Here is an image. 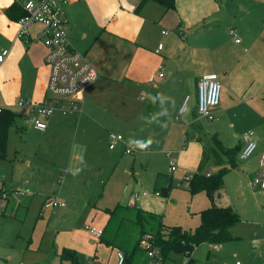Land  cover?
<instances>
[{
    "label": "crops",
    "instance_id": "crops-1",
    "mask_svg": "<svg viewBox=\"0 0 264 264\" xmlns=\"http://www.w3.org/2000/svg\"><path fill=\"white\" fill-rule=\"evenodd\" d=\"M24 1L15 0L13 4L22 7ZM140 2L68 0L65 12L69 41L86 55L97 70L98 78L83 92L79 101L82 112L68 116L56 112L49 120L48 129L57 127L71 139L84 117L99 125L101 121L115 120L133 123L147 113L152 114L153 107L162 103L173 109L169 116L172 121L174 113H179L188 98L189 109L183 115L188 129L184 131L183 149L178 158L183 156L185 169L189 167L195 171L204 146L213 145L211 136L218 137L225 147L242 149L243 133L254 131L257 141L254 154L245 160L237 155L236 167L224 176L223 185L213 201L198 215L200 217L202 210L213 205L232 208L241 220L230 229L233 239L226 248H221L236 258L233 264H264V189L251 185L253 178L264 170V0H176L175 8L170 10L155 0L139 8ZM9 7L0 8V45L10 50L6 60L0 63V107L23 112L26 121L25 109L18 108L16 103L19 100L44 102L49 76L45 64L47 50L40 35V24L30 26L26 39L18 37L19 19L9 16ZM180 28H185L184 39L180 36ZM230 28L235 29L241 39L239 43L229 34ZM160 44L163 47L157 52ZM162 70L164 75L159 77ZM211 74L222 79L224 94L214 109L212 134L207 132L206 135L197 118V83L203 76ZM138 93L140 99L145 97L142 95H148L145 106L135 102ZM129 107L133 111H128L131 115L126 116ZM189 128L194 131L192 140L188 138ZM18 129L21 132L28 128L22 124ZM133 131L136 134L137 127ZM127 140L130 143L131 139ZM117 148L123 149L121 152L125 154L123 146ZM66 158L70 155L65 154ZM223 159L226 166L227 158L223 156ZM172 161L178 169V162ZM74 162L78 168L77 161ZM218 169L215 165V170ZM79 171L75 169L78 174ZM79 186L77 183L74 187L78 190ZM142 193L122 204L161 214L164 219V213L144 201L146 196ZM82 195L84 199L92 198L90 192ZM168 196L164 198L168 199ZM99 210L94 205L85 221L86 226L95 227L92 221ZM106 219L107 216L95 228L102 229ZM63 234L56 248L57 256L63 247H69L78 252L81 261L88 259L87 264L118 263L119 249L108 247L105 250L101 246L107 245L95 239L92 243L88 231L80 233L74 228ZM180 261L177 257V264Z\"/></svg>",
    "mask_w": 264,
    "mask_h": 264
},
{
    "label": "rangeland",
    "instance_id": "rangeland-1",
    "mask_svg": "<svg viewBox=\"0 0 264 264\" xmlns=\"http://www.w3.org/2000/svg\"><path fill=\"white\" fill-rule=\"evenodd\" d=\"M137 95L135 102L145 106L148 95H142L145 97L141 99V94ZM153 108L152 114L147 113L133 123L115 120L101 121L99 125L84 117L71 139L57 127L49 128L46 133L34 130L31 123L24 120L23 112L16 111L15 124L9 130L6 157L0 159V264H70L61 263L56 255L63 231L74 228L80 233L87 231L85 221L94 205L100 210L92 223L100 226L107 216L106 208L125 203L130 197L138 198L142 191L148 192L144 201L164 213L165 224L195 228L200 221L198 212L211 204V199L206 191L190 193L185 178L192 177L195 169H185L183 156L178 158L183 149L184 131L188 129L186 120L174 113L170 121L169 116L174 111L166 103ZM126 111L132 112L133 108ZM197 118L204 127L202 133L212 134V121L198 114ZM22 124L28 129L20 132L18 127ZM110 131L130 138L128 144L133 145L134 152L122 154L123 149H110L107 139ZM188 138L194 139L191 128ZM141 143L147 147L140 148ZM65 154L70 158L65 159ZM173 159L178 162L176 172L171 170ZM75 169L80 170V174ZM205 170L216 171L212 160ZM77 183H80L78 190L82 191L75 189ZM26 189L31 192L22 195ZM163 189L169 190L168 199L156 195ZM83 192H90L92 198L84 199ZM57 194L66 203L65 207L45 206L46 196ZM94 239L92 243L99 240ZM228 242H221L222 247L226 248ZM101 247L108 250L112 246ZM223 248L211 250L208 243H203L196 246L190 256L192 261L194 257V264H233L236 258L227 255ZM174 259L166 264H177V258ZM87 261L83 258L81 264Z\"/></svg>",
    "mask_w": 264,
    "mask_h": 264
},
{
    "label": "built area",
    "instance_id": "built-area-1",
    "mask_svg": "<svg viewBox=\"0 0 264 264\" xmlns=\"http://www.w3.org/2000/svg\"><path fill=\"white\" fill-rule=\"evenodd\" d=\"M68 0H25L22 9L25 15L18 20V37L26 39L29 34V28L33 24H40L42 31L40 33L42 41L46 47L47 53L45 64L49 69V76L44 102H35L31 100H19L16 106L26 111V122L31 123V127L39 132H46L49 126L50 118L59 112L63 116L80 114L82 112L80 99L83 98V92L97 78L98 73L91 62L82 52L78 51L69 41L68 27L66 21L65 6ZM181 38L186 37L185 28H180ZM167 33V31L163 32ZM229 34L237 43L241 41L235 29L230 28ZM163 45L158 46L157 52ZM10 50L0 45V63H3L9 56ZM164 75L163 70L158 73L159 77ZM221 100V82L216 74L203 76L197 83V111L201 118L208 121L214 120V109ZM189 109L188 98L182 104L179 114L185 115ZM244 146L239 153L241 160L251 157L256 148L257 141L255 133L252 130L246 131L242 135ZM108 144L110 149H116L118 146L124 147L125 154H132L134 147L128 144V140L120 133L110 132L108 134ZM171 170L176 172L177 168L174 161L171 162ZM210 175V173H208ZM190 176L185 180L189 182ZM252 187L264 189V170L255 176L251 183ZM29 189L22 191V195L30 193ZM144 196L148 192L142 193ZM160 195L159 192L156 193ZM45 206L65 207L66 203L60 200L57 195H49L45 198ZM42 216V212H41ZM86 229L92 238L100 239L102 229L87 225ZM149 236L142 240V247L146 249L148 264H164L162 255L158 248L152 246L148 241ZM211 250H218L222 247L221 243H208ZM117 264H122L124 253L117 252ZM189 257H186L180 264H186ZM237 264H241L237 262Z\"/></svg>",
    "mask_w": 264,
    "mask_h": 264
},
{
    "label": "trees",
    "instance_id": "trees-1",
    "mask_svg": "<svg viewBox=\"0 0 264 264\" xmlns=\"http://www.w3.org/2000/svg\"><path fill=\"white\" fill-rule=\"evenodd\" d=\"M150 0H141L139 8ZM167 10L175 8L176 0H155ZM11 18L20 19L25 15L22 7L13 4L7 10ZM16 112L0 107V159L7 153L9 130L15 124ZM212 146H204L202 159L197 170L189 180V191L193 195L198 191H206L213 201L215 193L222 187L224 176L236 167L239 146L229 148L215 135L211 136ZM223 156L227 158L228 166L223 165ZM213 160L219 169L214 172L205 170L207 163ZM210 173V175H208ZM160 196L167 197L169 190L163 189ZM106 222L102 228L99 242L107 246L118 248L124 253L122 264H148L146 249L140 244L141 239L149 236L148 241L160 251L164 264L179 257L182 261L186 257V264H194L190 254L194 248L203 243H221L230 241L233 236L230 229L240 222V216L230 207L211 206L200 212V222L194 229L181 226H171L163 222V215L144 210L138 206L122 203L113 208H106ZM4 215V214H3ZM58 256L61 261L80 264L78 252L69 247H63ZM180 261V263H181Z\"/></svg>",
    "mask_w": 264,
    "mask_h": 264
},
{
    "label": "clouds",
    "instance_id": "clouds-1",
    "mask_svg": "<svg viewBox=\"0 0 264 264\" xmlns=\"http://www.w3.org/2000/svg\"><path fill=\"white\" fill-rule=\"evenodd\" d=\"M14 2L15 0H0V8L11 6ZM148 143H151V141H149ZM139 147L143 149L146 148L147 145L141 143Z\"/></svg>",
    "mask_w": 264,
    "mask_h": 264
}]
</instances>
